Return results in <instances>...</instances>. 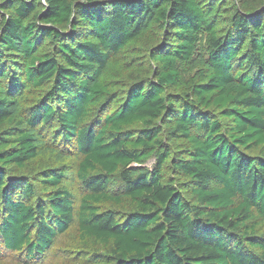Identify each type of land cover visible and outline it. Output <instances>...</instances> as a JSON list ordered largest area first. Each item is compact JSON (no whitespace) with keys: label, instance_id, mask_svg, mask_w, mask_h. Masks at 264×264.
I'll use <instances>...</instances> for the list:
<instances>
[{"label":"trees","instance_id":"trees-1","mask_svg":"<svg viewBox=\"0 0 264 264\" xmlns=\"http://www.w3.org/2000/svg\"><path fill=\"white\" fill-rule=\"evenodd\" d=\"M73 222L99 264H264V0H0V244Z\"/></svg>","mask_w":264,"mask_h":264},{"label":"rangeland","instance_id":"rangeland-1","mask_svg":"<svg viewBox=\"0 0 264 264\" xmlns=\"http://www.w3.org/2000/svg\"><path fill=\"white\" fill-rule=\"evenodd\" d=\"M207 50V40L203 38L199 42L198 51L206 58ZM179 68L182 75L186 78H191L195 75L196 70L190 71L187 66L180 65ZM58 148L62 149L63 146L59 145ZM67 151L69 153V149H67ZM69 155L71 156L72 154L69 153ZM50 165L55 169L61 167V164H56L54 162ZM152 165L153 161L149 160L143 166L151 168ZM43 167L44 164L40 163L35 168H30L21 172L17 177H23L35 183L37 186L36 193L38 194L44 185L42 182L44 176L42 173L38 174L37 172L43 170ZM63 167L65 168V173L62 182L67 186L69 192L72 194L74 203L77 205L79 196L83 193L81 183L73 176V168L70 164H64ZM88 253H93L95 256L90 257ZM99 253L103 254V251L97 249L96 246L90 244V242L79 239L76 223L73 222L64 235L56 238L52 248L50 247L49 251L45 253L38 262L26 260L22 254L5 251L0 244V264H99Z\"/></svg>","mask_w":264,"mask_h":264}]
</instances>
